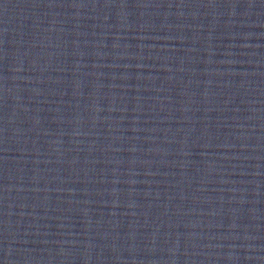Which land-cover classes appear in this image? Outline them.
<instances>
[{"label":"water","instance_id":"1","mask_svg":"<svg viewBox=\"0 0 264 264\" xmlns=\"http://www.w3.org/2000/svg\"><path fill=\"white\" fill-rule=\"evenodd\" d=\"M0 264H264V0H0Z\"/></svg>","mask_w":264,"mask_h":264}]
</instances>
